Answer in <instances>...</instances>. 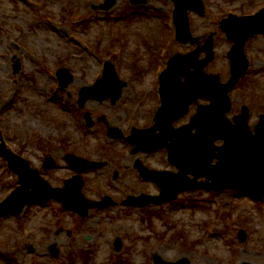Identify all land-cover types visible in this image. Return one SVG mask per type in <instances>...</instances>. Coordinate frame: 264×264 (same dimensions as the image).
<instances>
[{"label":"rangeland","instance_id":"obj_1","mask_svg":"<svg viewBox=\"0 0 264 264\" xmlns=\"http://www.w3.org/2000/svg\"><path fill=\"white\" fill-rule=\"evenodd\" d=\"M26 1L0 0L2 137L8 148L37 169L46 155L52 156L57 166L43 175L54 186H63L62 180L73 175L63 159L66 152L103 162L102 169L82 175V192L88 200L110 196L117 203L90 209L82 218L50 200L28 206L17 219L5 217L0 221V264H152L155 254L168 262L186 258L189 264H264L263 200L232 190L216 194L199 190L145 209L120 204L128 195L158 190L133 169L135 160L144 157L131 156L126 144L111 140L107 126L98 119L105 116L108 127L125 135L131 125L152 124L148 113L158 101L157 80L166 64L160 47L169 35L161 15L148 9L154 4L161 10L158 13L167 15L173 3L148 0L139 8L129 0H115L110 11H103L92 6L104 0ZM205 4L206 15L189 14L193 35L205 36L194 45L176 42L169 49L171 54L185 53L202 46L206 34L212 33L215 57L205 71L219 74L223 81L228 78L223 55L229 43L218 28L220 16L227 11L252 12L264 6V0H205ZM253 38L246 47L252 69L230 94V113H238L241 104L250 105V125L264 113V38ZM111 58L119 78L129 85L122 86L114 101L89 100L78 108L79 91L94 83ZM17 59L22 67L14 74ZM61 67L72 75L62 89L55 75ZM85 112L94 119L90 128L85 126ZM187 115L180 123L188 120ZM165 155L159 151L145 159L153 169L176 171ZM17 185V176L0 157V201ZM243 234L240 242L238 235ZM117 238L122 240L118 252L113 249ZM52 248L59 252L56 258Z\"/></svg>","mask_w":264,"mask_h":264},{"label":"water","instance_id":"obj_2","mask_svg":"<svg viewBox=\"0 0 264 264\" xmlns=\"http://www.w3.org/2000/svg\"><path fill=\"white\" fill-rule=\"evenodd\" d=\"M115 0H107L103 6L108 9L113 5ZM142 0H132L133 3H139ZM175 22L177 28V38L186 42L190 38L186 11L188 8H195L193 2L187 0H174ZM239 34L236 32V19L232 18L222 23V29L227 32L230 40L235 42V46L229 54L231 59V72L232 78L221 89L223 94L221 100L216 96L212 98L213 104L207 110H200L195 117L196 121L192 122L179 129L174 134L167 124L157 122L155 128L147 131L136 132L133 136L128 138L127 141L133 144H138L137 149L145 151H154L161 147L167 138L176 137V141L169 147L170 161L178 168L177 174L171 173H154L148 174L142 171V175L154 179L161 188V196L150 198L141 196L140 198H129L123 203L126 205H145L152 201L161 203L166 200H172L176 197L177 193L184 190H194L197 188H206L209 190L220 191L226 188H241L246 192H252L264 196V118L259 125L256 126V135H249L248 126L246 123L247 114L244 113L241 117L235 120L236 124L232 125L224 116L228 111L230 103L227 97V91L234 86L236 80L244 73L247 62L243 55V44L247 37L256 32L254 24L250 20L242 19L240 21ZM243 29L247 32H244ZM262 30V29H260ZM264 31V30H262ZM206 51L208 58H212V40L209 39L206 43ZM198 52L188 56H175L169 63L168 70L161 78V91L164 94V109H168L172 105L177 108L179 103L188 96V83H194L202 78L201 70L205 63L202 65L191 64L193 62L188 59L196 56ZM191 66L195 67L194 73H189L187 70ZM19 65L16 66L18 71ZM174 70L176 74L173 76L179 78L181 73L184 74L186 84L179 86L174 82L172 76H169L168 71ZM63 74L69 76L68 71L63 70L59 72L60 78ZM107 77H111V72L107 71ZM111 80V79H110ZM208 83L215 84L212 78H206ZM65 84V83H64ZM122 86V83L120 84ZM212 87V86H211ZM214 88V89H213ZM210 88L214 92L216 87ZM218 90V89H217ZM108 95L116 99L119 93L113 94L112 91L105 87L104 82L97 83V87L83 88L80 92V103L89 98H106ZM223 99V101H222ZM206 113L208 117L206 118ZM195 128L196 133L188 136L186 132L189 129ZM154 129H159L161 132L158 136L152 137L151 133ZM140 134L143 137H140ZM108 135L113 138L122 137L118 129H111ZM210 136L212 138H210ZM222 138L224 139V146L217 148L218 153H215L213 141ZM0 154L7 159L9 167L19 175L20 186L10 195V197L0 204V215L7 212L19 213L25 204L35 201H46L51 198L59 200L64 208L73 209L79 212L82 216L87 214V210L93 206L100 208L114 204L110 197H105L101 202L91 203L86 200L81 192L82 180L77 175L72 179L65 182L64 188H52L45 182L36 170L30 168L27 161L12 154L5 148L4 143L0 145ZM214 158L218 159L215 165H211ZM70 166L82 172L84 169H91L100 167L101 164H94L87 162L84 159L75 157L73 155L66 156ZM46 167H52L54 162L48 158L45 161ZM194 175V179L187 178V174ZM199 176H204L211 180L209 183H197L196 179ZM145 200L147 202H145ZM245 236H241L240 240L243 241ZM120 241H116L117 248H120ZM51 253L56 256L58 251L53 248ZM154 264H189L188 260L181 259L178 262L170 263L162 260L159 256L155 255Z\"/></svg>","mask_w":264,"mask_h":264},{"label":"flooded vegetation","instance_id":"obj_3","mask_svg":"<svg viewBox=\"0 0 264 264\" xmlns=\"http://www.w3.org/2000/svg\"><path fill=\"white\" fill-rule=\"evenodd\" d=\"M204 103H206V102H204ZM195 110H196V106H194V105H192L191 107H190V110H189V112H188V115H187V118L188 119H190L191 117H192V114H194V112H195ZM144 158L145 157H148V155H145V154H141ZM144 163H145V165H146V160H142ZM143 163V164H144Z\"/></svg>","mask_w":264,"mask_h":264}]
</instances>
